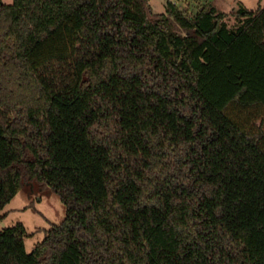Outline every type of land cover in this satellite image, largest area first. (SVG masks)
<instances>
[{
  "label": "trees",
  "instance_id": "16d2710c",
  "mask_svg": "<svg viewBox=\"0 0 264 264\" xmlns=\"http://www.w3.org/2000/svg\"><path fill=\"white\" fill-rule=\"evenodd\" d=\"M149 1L0 2V264H264V5Z\"/></svg>",
  "mask_w": 264,
  "mask_h": 264
},
{
  "label": "rangeland",
  "instance_id": "374dc122",
  "mask_svg": "<svg viewBox=\"0 0 264 264\" xmlns=\"http://www.w3.org/2000/svg\"><path fill=\"white\" fill-rule=\"evenodd\" d=\"M167 0H150L153 12L164 13ZM175 6L187 15L194 14L200 7H214L217 11L228 14L226 22L231 28L235 24L231 12L241 5L248 10H254L259 5H264V0H170ZM2 3H10L11 0H0ZM7 212L0 219V229L10 227L21 222L32 235L25 240V248H31L44 236V231L52 224L59 223L65 217L64 207L59 197L50 191H39L36 186L27 185L19 191L5 206Z\"/></svg>",
  "mask_w": 264,
  "mask_h": 264
}]
</instances>
